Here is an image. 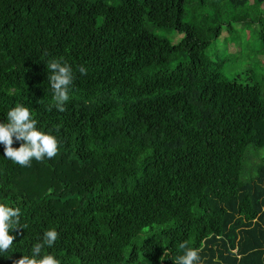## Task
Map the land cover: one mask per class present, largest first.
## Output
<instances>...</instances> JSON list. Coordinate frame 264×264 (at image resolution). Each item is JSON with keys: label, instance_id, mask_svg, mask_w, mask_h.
<instances>
[{"label": "trees", "instance_id": "trees-1", "mask_svg": "<svg viewBox=\"0 0 264 264\" xmlns=\"http://www.w3.org/2000/svg\"><path fill=\"white\" fill-rule=\"evenodd\" d=\"M262 4L0 0V123L23 104L59 142L30 166L0 144V203L27 225L0 264L53 228L42 255L61 264H175L188 249H201L194 264H264V95L208 52L249 22L264 56ZM55 59L75 77L63 112L49 110Z\"/></svg>", "mask_w": 264, "mask_h": 264}, {"label": "clouds", "instance_id": "clouds-1", "mask_svg": "<svg viewBox=\"0 0 264 264\" xmlns=\"http://www.w3.org/2000/svg\"><path fill=\"white\" fill-rule=\"evenodd\" d=\"M47 68L51 73L48 81L55 101L49 110L54 107L63 112L66 102L70 99L75 79L73 69L67 61L62 59L50 61ZM78 70L82 75L87 74V69L83 65L79 66ZM37 124L38 121L31 116L29 107L21 104L9 110L7 122L0 123V144L5 146L6 159L21 166H30L33 158L36 161H42L45 157L51 159L57 155L59 143L57 137L39 130ZM14 136L17 141H23L19 148L13 147ZM21 216L19 207L0 203V253L9 252L12 248L15 237L10 234L11 230L27 227V225L21 226ZM58 238L56 229L46 230L42 240L32 246L31 255H23L15 261V264H61V261L52 254L42 255L45 247L51 248ZM179 247L186 249L187 242H181ZM200 251L201 249H188L175 261V264H194L200 261Z\"/></svg>", "mask_w": 264, "mask_h": 264}, {"label": "rangeland", "instance_id": "rangeland-1", "mask_svg": "<svg viewBox=\"0 0 264 264\" xmlns=\"http://www.w3.org/2000/svg\"><path fill=\"white\" fill-rule=\"evenodd\" d=\"M252 2L253 0H249V3ZM257 11L264 15V4L260 5ZM250 16L255 18L257 14L252 11ZM256 25L247 22L242 25V29L235 27L231 37H227L226 40L215 41L208 52H217L219 56L226 58L224 69L226 78L243 79L251 76V81L259 84L264 95V56L259 53L256 54L259 45L254 28ZM155 33L168 38L172 42H177L182 37V34L178 32L162 29H156ZM222 35H227V32L223 31Z\"/></svg>", "mask_w": 264, "mask_h": 264}]
</instances>
